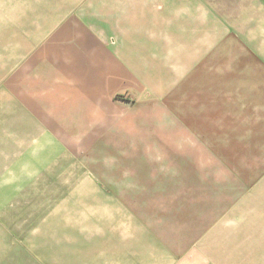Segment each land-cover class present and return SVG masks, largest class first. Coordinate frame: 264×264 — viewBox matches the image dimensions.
Wrapping results in <instances>:
<instances>
[{
	"label": "rangeland",
	"instance_id": "rangeland-1",
	"mask_svg": "<svg viewBox=\"0 0 264 264\" xmlns=\"http://www.w3.org/2000/svg\"><path fill=\"white\" fill-rule=\"evenodd\" d=\"M247 1L0 0V264H264Z\"/></svg>",
	"mask_w": 264,
	"mask_h": 264
},
{
	"label": "crops",
	"instance_id": "crops-1",
	"mask_svg": "<svg viewBox=\"0 0 264 264\" xmlns=\"http://www.w3.org/2000/svg\"><path fill=\"white\" fill-rule=\"evenodd\" d=\"M246 9L245 62L239 61V65H244L247 77L245 108L246 123L252 130L251 144L261 147L264 161V0L247 1ZM81 244L70 240L67 246L71 252L62 260L65 259L67 264H79V256L82 255L74 254V248Z\"/></svg>",
	"mask_w": 264,
	"mask_h": 264
}]
</instances>
